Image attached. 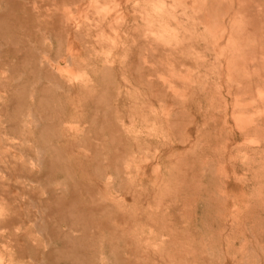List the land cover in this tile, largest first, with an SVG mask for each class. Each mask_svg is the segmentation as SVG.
I'll use <instances>...</instances> for the list:
<instances>
[{
	"label": "rangeland",
	"instance_id": "obj_1",
	"mask_svg": "<svg viewBox=\"0 0 264 264\" xmlns=\"http://www.w3.org/2000/svg\"><path fill=\"white\" fill-rule=\"evenodd\" d=\"M0 264H264V0H0Z\"/></svg>",
	"mask_w": 264,
	"mask_h": 264
}]
</instances>
